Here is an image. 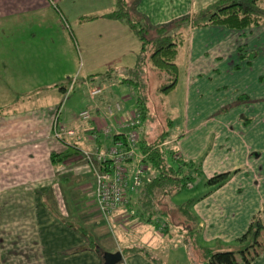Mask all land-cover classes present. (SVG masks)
<instances>
[{
  "label": "crops",
  "instance_id": "0c3cea01",
  "mask_svg": "<svg viewBox=\"0 0 264 264\" xmlns=\"http://www.w3.org/2000/svg\"><path fill=\"white\" fill-rule=\"evenodd\" d=\"M185 1L187 6L184 13V7H181L184 0H141L136 10L152 25H161L189 15L214 0L202 2L200 7H193L195 0ZM51 3L52 0H0V20L19 13L37 12L40 8L52 11ZM189 5L197 9H191ZM59 15L63 19L61 12ZM81 16L77 17L76 23ZM93 23L99 24L93 28L94 35L88 41L84 33L86 27ZM213 27L220 26L189 29L184 44L189 42L194 31H213ZM77 31L79 36L75 33L73 37H78V47H81L80 43L83 45L77 53L81 61L77 80L83 75V85L82 95L73 98L71 105L63 104L64 92L70 86V79L78 72L70 66V48L63 45L60 48L50 47V42L54 44L60 40V36L44 32L38 38L33 32H22L20 38L29 39L20 42L22 47H18L17 55L20 61H26L28 57L32 73L23 74L21 66L17 64L7 69L11 81L4 74L1 75L0 264H103L104 252L120 251L116 248L119 243H114L115 247L107 244L111 249H102L100 253L88 250L87 233L100 238L106 223L97 215L93 170L83 161L81 152L112 144V139L103 136L100 131L110 126V121L104 115L106 105L120 102L123 113L132 110L134 94L131 86L134 85L127 78L119 82L114 73L132 70L139 44L125 25L101 17L78 26ZM218 31L210 33L216 34ZM222 33L232 35L234 32L226 29V33ZM236 33L237 47L201 49V56L210 53L212 57L197 63L189 71V78H196L199 84L192 94L193 108L189 112L188 106V116H185L183 129L173 147L181 160L194 163L201 172L200 180L205 190L199 192L195 185L190 187L189 190H196L197 195L191 199L189 213L194 219L191 225H195L205 243L220 237L222 240L226 237V231L230 230L245 234L257 215L264 226L262 208L256 213H249L242 224H238L235 218L238 214L237 199L232 193L229 194L234 200L233 206L232 201L227 199L229 196H226L228 180L214 190L205 186L207 179L218 174H229V178L240 175L245 157L240 158L239 153L246 151L240 135L247 133L251 147L258 151H262L261 145L264 146V69L254 70L253 62H243L238 47L239 34ZM48 34L51 35L49 41ZM57 56L62 61L58 66L54 62ZM212 61L220 62L216 64ZM45 63L52 64L51 70L45 67ZM105 69L108 74L101 84L90 81V76ZM214 80L220 83L212 87ZM106 82L121 87L112 94ZM92 88L102 89V94L95 100L89 96ZM127 92L129 96L122 95ZM213 95L215 98L210 100ZM204 96H207L206 100H203ZM84 109L91 110L92 119L88 122L78 120V112ZM257 127L262 131L257 133ZM68 132H73V135H67ZM94 132L97 137L91 141L90 136ZM56 134L59 139L55 137ZM231 139H235L243 150L234 147ZM52 154L66 157L52 164ZM257 161L254 169L264 171L261 158L257 157ZM244 166L247 168L241 174H248L251 163L249 168ZM234 193L236 195V190ZM79 221L90 225L89 232L84 234L81 231L84 227L74 226ZM110 221L118 235L125 238L121 247L134 242L149 248L150 241L146 246L145 242L144 245L134 239V235H141L136 232L146 229L148 225L130 219L129 212L124 214L122 210L116 212ZM160 223L163 222L160 220ZM113 248L116 249L112 251ZM258 257L252 264H256ZM166 262L164 257L158 259L160 264ZM121 263L151 264L141 254L123 255Z\"/></svg>",
  "mask_w": 264,
  "mask_h": 264
},
{
  "label": "rangeland",
  "instance_id": "374dc122",
  "mask_svg": "<svg viewBox=\"0 0 264 264\" xmlns=\"http://www.w3.org/2000/svg\"><path fill=\"white\" fill-rule=\"evenodd\" d=\"M52 1V11H44L40 8L37 12L19 13L15 16H10L4 20H0V81H3V78H1L2 74L5 75L7 80L11 81V75L7 74V69H11L17 64L21 66L23 74L30 75L32 73V64L29 61L28 57L26 58V61H20V56L17 55L18 47H22V44H20V42L22 43V41L24 42L29 39L20 38L22 32H24L25 34L33 32L32 34H36L38 38H40L44 34V32H48L49 34L52 33L55 36H60V40L55 41L54 44L53 42H50L52 43L50 47L60 48V46L63 45L68 49L70 48V66L75 67L76 71L78 72L81 67V61L78 60L77 53L78 51H81L80 49L83 45L79 42L81 47H78V42L76 41L78 37L74 39L75 36L73 34L76 33L79 36V31H77L78 26L89 24V22L82 24L80 22L76 23L77 17L81 15L101 17L102 15L116 9L115 0ZM205 1L208 0H198V2H196L195 0L193 7H200L202 5L201 3ZM186 6L187 3L184 0V3L181 6L184 7L182 8V13L186 11ZM190 7L191 9H197L192 8V6ZM262 8L264 9V0L262 2ZM58 12L62 13L63 19ZM44 17L46 18L43 19ZM97 24L99 23H93L86 27V32L84 34L87 37L88 41L90 40L91 36L94 35L93 28ZM212 29L213 31H194L189 42L187 41L186 44H182L178 47L177 55L175 58V64L177 66V83L170 91L166 93L158 92L157 90L159 89V87L169 84L170 81L165 79L164 74L159 75L157 74L158 72L154 73L153 71H151V69H149L148 61L139 63L138 66H136V61V64L133 66V68H131L133 72L132 70L130 72L128 70L126 72L114 73V77L118 78L119 82L122 78L131 79L134 82H136V80L139 81L140 79H142V82L146 85L147 90L144 92L145 96L143 97V99L145 100V105L148 110L146 111L145 119L140 131L141 138L146 142L152 141V139L164 137L169 143L168 146L172 148L175 146V141L178 140L179 134L183 129V123L185 121L187 108L189 106V112L193 108L192 94L195 90V86L199 84L196 78H189V71L197 63H202L206 59L212 57L210 53L201 56V49L221 47L232 49L236 46V37L234 34H237L236 32H238V47L243 49L240 54H244L246 59H250L254 63V70L264 69V22H262L258 26H253L250 29L244 31L233 30L234 33H232V35L223 34L222 32L226 33V28L224 27H213ZM216 31H218L216 34L210 33ZM49 34L47 35L48 41L51 38V35ZM86 44L89 45V43ZM228 58L230 59L231 57ZM23 59L24 58H22V60ZM48 61L49 63H51L50 57ZM54 62H56L57 66L60 63L62 64V61L58 56L57 59H54ZM212 62L217 64L220 61ZM65 64H67V61L65 62ZM42 66L43 65H41V68ZM45 67H48V69L51 70L52 64L45 63ZM2 69H5V71L1 72ZM107 69H105L103 72H100L99 74H104ZM136 70L139 71V76L135 75ZM78 75H80V72H78L76 76H73V78L70 79V84L74 80L73 90L68 96L69 99L67 98V100H63V104L65 106H68L69 104L71 105V103L73 102V98L82 95L81 86L83 85V75H81L77 80ZM96 78L97 77L94 76V83L101 84L102 81H100V79L96 80ZM214 81L215 82L213 83L212 87L220 83L217 80ZM106 83L107 85H109L108 88L110 89L112 94L115 93V90L117 88L121 87V85L115 86L109 82ZM222 91L223 90H221V92ZM119 92L122 93L121 90H119ZM127 93L128 94L124 93L122 95L129 96V92ZM206 98L207 96H204L203 100H206ZM214 98L215 96L213 95L211 96L210 100H213ZM132 107V110L136 108L134 102H132ZM235 130H237V128H235ZM261 131L262 129L257 127L256 132L258 133ZM240 139L244 143V148L246 150L245 153H243L242 151H240L239 153L240 158L245 157L243 170L239 173L240 175L238 176L231 175L230 178H228V182L226 184V190L228 193L226 196H229V194L232 193L233 197H236L237 199L236 207L238 209V214L235 216V218L238 224H242V221L249 213H256L260 211L261 208L263 209L262 211L264 213V171L254 169L255 163L258 164L257 157L261 158L262 164L264 163V146L261 145L262 151H258L256 150V148L254 149L253 147H251V140L247 133L244 134V136L240 135ZM231 143L234 147L241 148V150H243L240 144L238 146V142L235 139H231ZM258 145L259 141L257 140V146ZM249 163H251L250 168ZM244 165L248 166V168L250 169L249 171L251 172L248 171V174H241L245 172L247 168ZM135 167V163H130L128 171V175L130 177L131 173H134ZM149 176L150 172H146L143 178L148 179ZM194 184V187H196L197 191L203 192L205 190L202 180H198ZM196 190H189V192L183 191L179 195H176L174 197L172 196V201H170L169 199L166 201L168 204H180L182 202H185L186 200L193 199L197 195ZM234 190H236V195L234 193ZM227 199L232 201L233 206L235 205L234 200L230 196ZM172 209L174 210L173 207ZM124 220H121V222H124ZM171 220L177 226L170 223V225H168V229L167 225H148L146 229L143 228L142 230H139V232H136V234H141L139 237L138 235H134V239H137L139 242H141V244H144L145 242L146 246L150 241L149 248L144 249L143 253L141 254L154 258L153 260H150L151 264H159L158 259H160L161 257L167 259L166 264H203L200 260V255H198L194 249L195 243L201 247L210 249L213 253L229 251L237 252L241 248L245 247L244 244L239 245L236 242V239L238 237H241L244 233L237 234L236 230L226 231V237L222 238V240H220V237L218 239H211V241L205 243V241L200 237L199 231L195 227V225L183 226L184 219L174 213L171 216ZM152 222H157V220L153 219ZM85 223L86 222L79 221L76 222L74 226L84 227V229H82L81 231H83L85 234V232H89L90 226L89 224ZM103 227L104 228L102 230L100 238L95 237V234L93 233H87V237L89 239L88 250H108L111 249V246L107 247V244H113V247H115L114 243L120 244L118 247H116L119 250V247L122 244L124 245L125 238L122 237V235H118L117 231L114 230L111 222L109 226L106 225ZM154 227L156 229H154ZM128 234H130V231ZM114 237L116 239H114ZM259 243H264V239H259ZM135 244L136 243L133 242V244L131 245ZM137 246H140V248H144L142 247V245ZM116 248H113L112 251H114ZM118 264L123 263L120 262ZM256 264H264V250L261 251Z\"/></svg>",
  "mask_w": 264,
  "mask_h": 264
},
{
  "label": "trees",
  "instance_id": "16d2710c",
  "mask_svg": "<svg viewBox=\"0 0 264 264\" xmlns=\"http://www.w3.org/2000/svg\"><path fill=\"white\" fill-rule=\"evenodd\" d=\"M115 1L116 9L104 14L101 18L121 23L127 27L139 44L136 66L148 61L151 71L158 72L159 75L164 74L165 79L170 81L169 84L161 86L157 90L163 93L170 91L177 83L175 58L178 47L184 44L186 32L189 29L220 26L228 30L244 31L264 22L263 0H214L189 15L161 25H152L144 15L136 10L141 0ZM97 19V16H81L78 22L88 23ZM242 50L240 48V52ZM240 58L246 64L252 63L242 53ZM135 72V75L139 76V71ZM107 74L92 75L90 81L94 82V76L97 77V80L103 81ZM127 81L134 85L131 86L134 94L132 100L136 106L134 110L140 113L141 120L144 122L148 110L143 99L144 92L147 90L146 85L141 79L136 80L138 83L131 79ZM140 131L141 127L138 130L137 153L141 157L138 162L144 164L146 172H150V176L137 192L128 194V203L120 210L124 211V214L129 212L130 219H136L143 225H156L161 220L163 223L160 224L167 225L168 228L170 223L175 225L171 220L173 213L184 219L183 226L193 224L194 219L189 213L191 199L180 204H168L166 200L172 201L174 196L183 191L187 192L192 185H195L194 183L201 179L199 168L192 162L181 160L177 152L168 146L169 143L164 137L146 142L141 138ZM117 137L114 136L113 139L116 140ZM65 157V155L56 154L50 156L52 164L56 163L57 159L61 161ZM228 178L229 174L226 173L215 175L205 181V186L210 190L220 188ZM153 219H156L157 222H152ZM262 238L264 239V226L260 216L257 215L253 217L246 233L236 240L239 245H245L239 251L213 253L210 249L196 243L194 249L200 255L203 264H252L264 250V243H259V239L263 240ZM144 249L146 248H140L137 245L120 246L122 255L126 257L141 254ZM96 251L100 253L102 250L97 249ZM143 256L149 261L154 259L146 255Z\"/></svg>",
  "mask_w": 264,
  "mask_h": 264
},
{
  "label": "built area",
  "instance_id": "2783aa9c",
  "mask_svg": "<svg viewBox=\"0 0 264 264\" xmlns=\"http://www.w3.org/2000/svg\"><path fill=\"white\" fill-rule=\"evenodd\" d=\"M73 82L65 92L67 100L73 90ZM89 96L92 100L101 94V88H92ZM90 109L79 112L78 120L88 122L92 119ZM104 115L110 121L109 127L100 129L105 137L112 139V144L105 148L94 147L81 152L83 161L93 170L95 180V207L98 215L109 226L111 218L125 204L128 203V194L137 192L141 185L148 179H144L147 169L137 153L138 130L142 120L139 112L128 110L123 113L122 105L116 102L104 107ZM67 135H73L68 132ZM118 136L117 139H113ZM60 138L59 135H55ZM96 132L92 133L90 140L96 139ZM130 163H135V171L131 177L129 174Z\"/></svg>",
  "mask_w": 264,
  "mask_h": 264
},
{
  "label": "water",
  "instance_id": "95a60500",
  "mask_svg": "<svg viewBox=\"0 0 264 264\" xmlns=\"http://www.w3.org/2000/svg\"><path fill=\"white\" fill-rule=\"evenodd\" d=\"M123 255L120 251L104 252L102 255L103 264H118L122 261Z\"/></svg>",
  "mask_w": 264,
  "mask_h": 264
}]
</instances>
